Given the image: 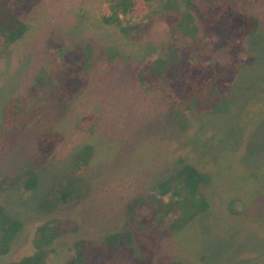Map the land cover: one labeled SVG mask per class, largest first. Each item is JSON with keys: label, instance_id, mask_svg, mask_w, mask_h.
<instances>
[{"label": "rangeland", "instance_id": "obj_1", "mask_svg": "<svg viewBox=\"0 0 264 264\" xmlns=\"http://www.w3.org/2000/svg\"><path fill=\"white\" fill-rule=\"evenodd\" d=\"M188 1L208 8L216 0ZM101 2L39 0L22 14L29 25L24 36L10 48H0V125L8 101L16 95L27 97L24 129L15 147L0 154V202L23 223L10 251L0 255V264L30 253L37 226L46 221L63 230L48 264H63L78 237L99 241L127 225L136 235H147L149 239L140 240L151 242L148 255L157 254L155 264H162L165 256L193 264H261L257 257L264 259V172L254 180L247 172V183L230 184L227 170L217 164L222 161L239 174L264 168V24L241 44L256 60L236 82L232 109L196 115L181 129L173 123L168 99L160 90L135 82L139 64L161 54L156 47L163 27L152 29L153 36L145 41L127 40L117 28L101 22ZM115 50L119 58L112 60ZM231 57L227 48L219 53L222 61ZM62 65L60 80L55 73ZM60 82L66 93L56 91ZM88 114L98 115V122L79 128L77 119ZM55 129L63 139L50 160L36 167L39 134ZM86 143L95 147L84 174L89 195L68 208L47 203L54 187L75 168L76 155ZM192 161L201 166L209 162L215 174L223 171L204 214L170 233L172 215L158 220L149 203L130 211L136 197ZM28 168L37 174L30 190L25 178L16 176ZM231 187L252 199L250 213L246 209L235 216L227 211L221 199Z\"/></svg>", "mask_w": 264, "mask_h": 264}, {"label": "trees", "instance_id": "obj_2", "mask_svg": "<svg viewBox=\"0 0 264 264\" xmlns=\"http://www.w3.org/2000/svg\"><path fill=\"white\" fill-rule=\"evenodd\" d=\"M38 1L0 0V48L5 45L8 49L24 36L29 25L22 14L31 11ZM99 14L102 23L114 26L124 38L135 43L152 37V29L155 28L156 32L163 27L162 40L156 47L161 54L154 61L149 59L139 64L134 73L135 82L160 90L168 99L173 123L184 129L190 124L191 117L200 114L215 116L232 109L236 82L243 70L256 60L241 50V44L248 35L256 36L259 27L264 24V0H216L215 5L208 8L188 0H102ZM226 48L232 57L222 61L219 53ZM117 53L116 50L115 54L112 53V60L119 58ZM162 66L164 69L160 68ZM62 67L55 73L60 80L64 71ZM55 88L59 93H66L63 82ZM88 115L77 119L79 128L89 129L98 122V115ZM26 116L27 97H12L6 104L4 120L0 125V154L15 147L24 129ZM249 131L246 129L245 133ZM62 139V132L56 129L39 134L36 167L50 160ZM94 156V145L86 143L77 153L76 166L68 172L67 180L54 187L46 202L57 208H68L84 200L90 188L84 174ZM207 165L209 162L201 166L192 161L177 168L153 184L149 193L136 197L130 211H139L149 203L152 205L151 215L158 220L165 221L172 215L170 220L166 219L170 221V233L180 232L188 221L208 210L215 185H220L219 174L223 171L215 174ZM217 166L227 170L230 184L247 183V172L253 180L264 172V168L260 171L243 169L239 174L231 171V167L222 161H218ZM16 176L25 178L24 184L29 190L36 184L35 168L22 170ZM237 190L229 188L225 198L221 199L227 211L235 216L254 205L249 195L241 197ZM247 211L250 213V209ZM138 219L136 216L133 220ZM22 226V221L9 214L0 202V255L10 251ZM62 234L58 223L46 221L38 225L33 237V250L5 264H48ZM140 237L148 238L147 235H136L130 225L111 230L99 241L78 237L63 264H116L119 261L122 264H155L157 254L148 255L151 242L142 244ZM257 259L264 264L263 258L258 256ZM193 263L179 256L177 259L165 256L162 261V264Z\"/></svg>", "mask_w": 264, "mask_h": 264}]
</instances>
